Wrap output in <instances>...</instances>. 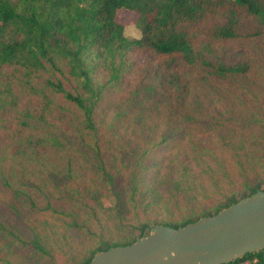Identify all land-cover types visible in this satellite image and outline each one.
I'll return each mask as SVG.
<instances>
[{"label": "trees", "instance_id": "16d2710c", "mask_svg": "<svg viewBox=\"0 0 264 264\" xmlns=\"http://www.w3.org/2000/svg\"><path fill=\"white\" fill-rule=\"evenodd\" d=\"M120 9L137 14L140 37L123 34ZM261 94L264 0H0V182L12 193L0 209V264H56L54 250L64 246L61 264H86L155 224L183 226L264 189L253 168L264 162V112L258 103L251 109ZM253 126L261 135L250 137L262 147L242 150V130ZM102 128L133 134L128 151L112 150L111 163L100 152ZM173 149L202 160L212 177L225 176L228 152L251 169L242 168L238 191L214 197L187 180L184 161L169 156ZM77 176L117 187L107 195L112 205L102 206L101 192L82 189ZM144 200L145 209L172 203L185 210L178 218L124 220V202ZM48 210L72 237L35 216ZM81 230L97 239L94 246L72 239ZM254 258L264 264V249L227 264Z\"/></svg>", "mask_w": 264, "mask_h": 264}, {"label": "water", "instance_id": "95a60500", "mask_svg": "<svg viewBox=\"0 0 264 264\" xmlns=\"http://www.w3.org/2000/svg\"><path fill=\"white\" fill-rule=\"evenodd\" d=\"M264 249V189L183 226L155 224L126 245L97 251L86 264H227Z\"/></svg>", "mask_w": 264, "mask_h": 264}, {"label": "rangeland", "instance_id": "374dc122", "mask_svg": "<svg viewBox=\"0 0 264 264\" xmlns=\"http://www.w3.org/2000/svg\"><path fill=\"white\" fill-rule=\"evenodd\" d=\"M115 20L120 23L123 26V34L125 36H127L128 38H138L140 37V30L137 26V14L132 12V11H128V10H123L120 9L116 12L115 15ZM258 103V106H260L264 112V95H260L259 98L255 101V103L251 104V109L253 110H258V108L256 107ZM255 127V126H253ZM122 130L118 131V132H122V136H113L112 132L109 130H104V128H102L101 130V136L99 139V144H100V152L103 158L109 160L108 162L111 163V152L113 151H121V153L128 151V147L125 145L126 139L130 138L131 135H133L130 132L125 133L124 128H121ZM254 132H258L259 135L261 130L258 127L253 128L252 130H242V140H245L244 143H242V150H252V149H261V144H256V142L258 141V139L256 137H250L252 133ZM258 137V136H257ZM262 140V138L260 139ZM259 140V141H260ZM113 153V152H112ZM72 153H67L68 156H70ZM73 155V154H72ZM75 156V155H73ZM169 156L173 159V162H175L176 164L181 163L182 161H184V165H185V173H186V178L189 182H193L196 181L198 183H200L202 185V187L205 189L206 194H213L216 192V194H214V197H218L219 195L227 193L229 191L232 190H236L238 191L241 187H242V168H244V171H249V169H251V167H247L244 164L241 165L235 162V159L232 158L233 156L230 154V152H228V156L225 158L224 160V168L226 169L225 171V176L220 177V176H215L210 175L209 174V168L204 164V162L200 159L198 160H194L190 155H185L181 152H179L176 156V151H174V149L172 151L169 152ZM176 156V157H175ZM232 156V157H231ZM57 156L53 155L52 159H55ZM254 166L253 168L256 169V171H258L262 176H260L261 178H264V162H257L256 160L253 162ZM181 166V165H180ZM182 168V167H181ZM182 170V169H181ZM85 171V169H84ZM222 171V170H221ZM88 175H90V172H88ZM59 180L62 182V185H64L66 178L62 175H58ZM90 177L87 180H83L80 176H77L74 178V181L76 183H78L80 186L82 184H85V187L81 186L82 189L84 188H89L90 190L92 189H96L99 192H101L102 196H100L99 201L101 202V205H112V203L114 202V200H109L107 198V195H110L111 191H117V187L114 186V189L112 190H108V185L101 179V178H97L94 176H87ZM70 178V177H69ZM73 178V177H72ZM116 178V183L118 181H121V187L123 189V185H124V181H122V179H120L118 176L115 175ZM68 179V178H67ZM213 179V180H212ZM147 185L150 186L151 182L149 180L146 181ZM163 193V196H166V192L164 190L161 189V186L158 187ZM219 188V189H218ZM114 191V192H115ZM124 194H120V196L124 199L127 200V196L129 193V190H127L126 187H124L123 189ZM11 191L9 190V188L4 187L1 182H0V209L4 210L8 207V204L11 202ZM83 195H88L87 192L82 193ZM92 197H89L91 199H94L93 197H95V193H91ZM35 197H39V199L42 200L43 199L40 198V196L38 195V193L34 194ZM151 198H148L147 200H150ZM204 199V198H203ZM218 200L217 198L211 199V200H206L205 202H202V205H206L208 203H211L213 201ZM95 201V199H94ZM53 203L57 206L63 203V201H58L55 202L53 201ZM146 200L141 201V204H133L130 202H124V215L125 218L124 220L128 221L129 223H133L134 221H136L137 218H139L142 221H149L151 222L152 219H160V218H168V217H172V218H178L179 214L178 213H182V211L185 210V208H180V207H175L174 204L170 203L169 205L165 206V207H161V205L159 204L158 206H154V207H149L147 209L146 208ZM180 208V209H179ZM7 210V209H6ZM51 210H48L46 212H35V216H41L47 218L48 222L54 223L55 226L53 227L54 230L56 231H60V232H65L66 234L71 235L72 237V233H69L67 231H64L65 229V225L63 224V221L60 220V216L54 213H51ZM109 212V211H108ZM42 213V214H41ZM13 212L8 213V219H10L13 216ZM41 214V215H40ZM97 215L98 218H100V220L105 223V225H110L111 224V220L110 217L108 216V214L103 213L102 211L98 210L97 211ZM178 215V216H177ZM7 216V215H6ZM80 217H86L87 215H84L82 213H80L79 215ZM12 219V218H11ZM13 223L15 224L17 219L13 218ZM21 221V223H23V218L18 219ZM91 226H94L93 222L91 220L88 221ZM52 228V231H53ZM114 231V229L107 227L104 231V235H111L112 232ZM73 232V231H72ZM85 231L81 230V231H77L78 235L75 238H72L73 240L75 239H84L83 243L84 244H89V246H94L96 244L97 239L92 238L91 236H89L88 234L84 233ZM71 237H69V240L71 239ZM91 241V242H90ZM67 246H64V248H61L59 250H54V258L53 260L55 261L56 264H61L63 263L65 260H67L66 258L69 255V252L66 250ZM72 247L74 249H78L77 246L72 244ZM257 259L254 258L253 260L247 259L244 261H241L239 264H257ZM41 264H48L47 261H43Z\"/></svg>", "mask_w": 264, "mask_h": 264}, {"label": "built area", "instance_id": "2783aa9c", "mask_svg": "<svg viewBox=\"0 0 264 264\" xmlns=\"http://www.w3.org/2000/svg\"><path fill=\"white\" fill-rule=\"evenodd\" d=\"M246 260H247V259H246ZM252 260H253V259H252ZM239 263H240V262H239ZM239 263H238V264H239Z\"/></svg>", "mask_w": 264, "mask_h": 264}]
</instances>
